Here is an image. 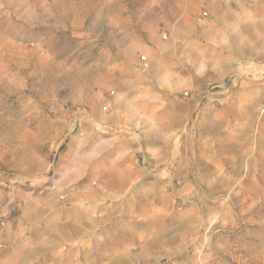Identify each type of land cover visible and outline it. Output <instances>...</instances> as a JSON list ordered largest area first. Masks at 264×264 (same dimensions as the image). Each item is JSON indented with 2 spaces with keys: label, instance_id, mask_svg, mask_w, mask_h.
Instances as JSON below:
<instances>
[{
  "label": "rangeland",
  "instance_id": "374dc122",
  "mask_svg": "<svg viewBox=\"0 0 264 264\" xmlns=\"http://www.w3.org/2000/svg\"><path fill=\"white\" fill-rule=\"evenodd\" d=\"M193 1L177 26L176 0H0V226L75 186L107 194L92 156L107 171L117 142L146 175L110 193L116 264H264V22L215 76L225 50Z\"/></svg>",
  "mask_w": 264,
  "mask_h": 264
},
{
  "label": "crops",
  "instance_id": "0c3cea01",
  "mask_svg": "<svg viewBox=\"0 0 264 264\" xmlns=\"http://www.w3.org/2000/svg\"><path fill=\"white\" fill-rule=\"evenodd\" d=\"M263 1L201 0L211 19L202 31L195 34L209 51L213 52L215 47L225 50L222 65L216 68L212 62L211 68L215 76H226L232 70L231 64L236 67L244 60L243 56H251L248 50H244L243 23L252 22L245 27L253 33V23L264 22ZM193 2L176 0L172 4V23L179 26L180 21L189 17ZM229 22L233 23L229 25ZM256 42L264 43V37L263 40L256 39ZM115 144L110 160L112 168L107 171L103 168V148L92 156V161L98 160L96 174L101 181L107 183L105 187L108 188V193L104 194L99 190L83 192L80 186H75L63 196L50 194L41 203L31 201L32 205L38 207L28 211L26 217H23L25 222L15 224L11 217L4 227L0 226V264H116L117 261L130 260L122 256L123 253L117 257L113 250L116 242L123 243L120 240L125 235L116 237L112 232L116 208L109 205L115 206L117 198L110 193L120 197L130 188L140 191V184H133L138 181L137 178L145 177L146 173L135 168L134 152L131 149H124L121 143ZM75 161L73 168L60 179V186L67 187L72 178L75 179L79 174L81 169L77 159ZM145 220V216L143 220L139 216L130 227L127 225L126 230L137 229L139 233L145 231ZM126 236L132 237L130 234Z\"/></svg>",
  "mask_w": 264,
  "mask_h": 264
}]
</instances>
